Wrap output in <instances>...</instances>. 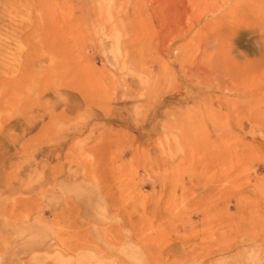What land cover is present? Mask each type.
<instances>
[{
    "label": "rangeland",
    "instance_id": "rangeland-1",
    "mask_svg": "<svg viewBox=\"0 0 264 264\" xmlns=\"http://www.w3.org/2000/svg\"><path fill=\"white\" fill-rule=\"evenodd\" d=\"M0 264H264V0H0Z\"/></svg>",
    "mask_w": 264,
    "mask_h": 264
},
{
    "label": "bare ground",
    "instance_id": "bare-ground-1",
    "mask_svg": "<svg viewBox=\"0 0 264 264\" xmlns=\"http://www.w3.org/2000/svg\"><path fill=\"white\" fill-rule=\"evenodd\" d=\"M181 2H183V1H181ZM182 83H183V82H182ZM180 84H181V83H180ZM185 84H186V83H185ZM185 84H184V86H185ZM182 87H183V86H182ZM190 87H192V86H190ZM184 88H185V87H184ZM192 89H193V88H192ZM196 89H197V88H196ZM196 89H195V90H196ZM199 91H200V90H199ZM197 93H199V92H197ZM218 102H220V101H218ZM223 102H224V101H223ZM223 104H224V103H223ZM218 105H222V104L219 103ZM219 107H220V106H219ZM220 108H221V107H220ZM215 135H216V134H215Z\"/></svg>",
    "mask_w": 264,
    "mask_h": 264
}]
</instances>
